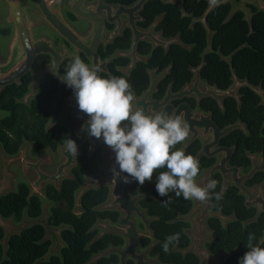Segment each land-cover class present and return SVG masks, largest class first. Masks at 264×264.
Segmentation results:
<instances>
[{
  "label": "trees",
  "instance_id": "trees-1",
  "mask_svg": "<svg viewBox=\"0 0 264 264\" xmlns=\"http://www.w3.org/2000/svg\"><path fill=\"white\" fill-rule=\"evenodd\" d=\"M109 4H121L132 6L138 0H105ZM167 0H155L148 3L143 11L145 18L144 27L147 28L156 17L163 16L159 30L164 33L166 39L180 38L181 44L170 47L165 53L163 49L156 50L147 65L139 66L130 79L114 72V76L126 78L132 85L135 94L141 95L147 90L149 78L147 68L166 69L174 65L171 75L156 99H161L165 88L169 83H174V92H179L194 79L190 69H197L204 64L201 71L203 82L217 88L221 92H228L234 87V76L239 81L249 83L250 87L239 90L240 105L234 98H227L222 111L212 99H206L201 105V110L211 113L216 124L224 129L241 122L247 128V134L237 131L222 142L225 147L237 146L238 150L233 159L232 166L244 169L245 173L251 171V162L247 153L264 156V104L263 98L255 90L264 93V13H259L254 7L252 30L245 15L237 13L228 24H225L232 8L223 5L216 8L208 17L207 24L212 32L209 42L208 33L201 23L192 26L195 19L204 16L209 7L208 2L200 0H185L184 10L189 18H183L182 12L175 5L165 4ZM220 1V0H219ZM6 35L8 33H5ZM120 43L115 49H129L130 40L124 46ZM150 46L142 45L141 52L150 54ZM122 61V60H118ZM49 62L44 57L37 61L35 71H41ZM68 65V64H67ZM65 65L62 73L65 74ZM31 77L23 80L22 86H13L4 91L0 100V111H5L10 116L0 119V146L6 155L15 157L20 153L25 141L33 144V152L38 153L46 148L57 150L62 145L63 139L68 138V132L63 127H55L49 133L46 126L50 121L47 113H40L42 106L51 103L52 95L57 92L56 83L48 80L41 84L40 95L30 105L23 104L28 93ZM64 96L70 94V88L65 87ZM177 148H182L183 143ZM202 148L200 142L190 146L186 154L197 156ZM89 147L83 149V154L77 157V166L73 171V177L66 179L61 185V190H56L52 185L46 187V197L56 204L51 210L49 223L53 228L65 227L61 238L64 247L60 255H51L52 242L47 239L46 229L39 224L24 230L20 235L10 238L7 248H4L5 232L0 227V264H88L92 258L110 247H122L124 240L116 235H106L96 240L100 231L92 232V229L100 221L117 223L120 214L117 211L98 210L108 202L110 190L101 187L89 191L81 201L82 214H75L76 194L84 187L85 173L97 176L103 165L101 150L98 149L93 157L89 158ZM215 160L203 159L200 164L198 178L203 171L212 168ZM167 169H159L154 173L152 181H146L144 185L135 182L132 195L152 194L154 200L141 202L142 209L148 211L149 217L155 218L151 224L153 240L145 239L141 242L143 248L153 243L152 258H159L161 264H202L194 254L184 255L191 245L188 231L192 226L184 220L194 207L193 200H185L170 193L171 203L165 206L161 203L167 197H160L156 191V177ZM1 172V161H0ZM218 181L215 192L222 189V178L216 176ZM264 183V173L257 175L256 179L248 182V187H254ZM31 190L27 184H20L17 191L4 196L0 200V215L5 220L13 219L15 223H22L24 218L38 220L42 217L43 207L39 197L30 198ZM214 211H222L226 217L234 216L226 226L219 219H209V227L212 231V240L207 243V250L217 257H224V264H239L240 258L248 251L245 247L249 233H255V244L260 245L264 238V214L255 219L257 209H248L245 206V198L239 195L238 189L230 186L221 200L212 199ZM61 205L64 207L62 208ZM180 233V242L176 246H170L165 253L162 244L169 235ZM261 247H264V243ZM116 255L105 257L95 264H118ZM127 264H134L128 261Z\"/></svg>",
  "mask_w": 264,
  "mask_h": 264
},
{
  "label": "water",
  "instance_id": "water-1",
  "mask_svg": "<svg viewBox=\"0 0 264 264\" xmlns=\"http://www.w3.org/2000/svg\"><path fill=\"white\" fill-rule=\"evenodd\" d=\"M149 1L152 0H140L133 8L127 9L120 7L116 10L112 7L105 6L102 0H100L99 5L96 7H86L87 0H73L71 3V8L74 14L79 18L93 23L94 25L93 33L90 38L92 41L90 44H86L82 39L80 40L72 31H70V28H68L63 22V17L60 12V0H0V5L3 2L8 5L10 14L8 22L15 26V37L11 46V54L5 63H0V94L6 87L16 84L20 85L21 79L32 70L38 56L47 54L51 55L54 59V68L52 71L55 73L57 72L60 63L63 60V58L52 49L49 43L44 40L36 41L34 39L32 29L36 19H44L55 30L68 39L78 50L81 49L83 52H85L88 58L95 63V67H100L103 65L100 63L99 58L95 55V51L97 50L99 41L102 40L104 35L105 27L103 23V16L106 15L110 22H114V18L116 17L129 15L131 17V22H133L135 14L141 12ZM206 1L209 3V8L205 16L197 22L202 23L206 28L209 42H211L213 34L208 28L207 18L216 8L232 3L233 9L225 21V24L231 22L234 16L241 12L245 15V20L248 22L251 30L253 14L251 13L249 7H256L260 13H264V0H240L239 4H236L235 0H221L216 5H213L211 0ZM171 3L177 5L182 11L183 16H186L183 8L184 0ZM110 17H112V19ZM133 29L135 31L136 41L138 39L151 38L154 42H156V47L161 46L166 50L171 44L181 43L180 38H176L169 42L160 41L159 38L154 39L151 36L153 28L148 34H141L136 30V28ZM128 57L133 58V65L137 61H140V59H137L135 52L128 55ZM203 66L204 64H202L198 69L193 70L195 80L191 88L187 87L183 92L174 96H172L171 92L169 91L168 96L162 103L150 102V95L156 87V82L154 81L152 84V90L145 95L143 100L137 101V104L148 112H156L163 109V111H166L169 115L183 114L190 125V135H192V139L184 147V151H186V149L192 143L201 138L204 142H206V144L197 157L199 161L203 157L209 159H216L218 157L222 158L217 166L211 169L207 175L200 179L199 185L204 186L209 180L214 179L216 173H220L225 178L224 188L226 189L229 176H232V184L241 191L242 196L247 197V201L245 203L246 207L249 209L252 207L257 208L258 213L256 218H259L264 213V186L261 185L259 188L250 190L246 188L245 183L247 181L253 180L258 173H264V156L261 155L260 161L258 162V155L251 156L248 154V157L252 160L253 169L248 175H243L242 169L229 168V164L232 161L236 148L228 149L220 147L221 141L232 132L236 130H243L245 133H247L248 131L246 126L241 122H238L236 125H232L225 128L224 130H221L214 122L212 114L206 115L205 113H195L192 111V107L189 105H181L177 111H175L174 107L169 104L170 101L180 100L184 97L195 96L198 99V102H200L201 99L211 98L215 100L221 108H223V102L227 98L236 99L240 105V97L238 95L239 90L243 87H250L249 83L247 81L241 82L236 76H234L235 85L228 92H221L217 88H212L208 84L206 85L205 90H202L201 71ZM48 72L49 71L34 75L35 80L32 86L34 92L26 98V103L29 98L35 96L38 81L45 78ZM255 91L264 100L263 91ZM45 110L51 114L52 118L50 124L48 125L47 131L49 132L55 126L66 127L69 131L70 139L74 140L78 146V153H80V149L85 143H89L91 145L90 155L94 153L95 149L100 144H104L102 137L100 139H96L88 134L86 121L89 119V117L79 110L75 98H71L67 101V113H69L72 118L77 121L76 125H72L68 121L62 120L58 117L57 102H55L52 107ZM81 125L85 126L84 131H81ZM106 148L108 150V156L105 157V161L108 163V166L101 168L102 176L97 178L95 183H91L89 178H86V186L77 195V213L81 214L82 212L81 201L87 192L97 190L101 187L110 188L111 202L98 210L117 209L123 215V218L120 220L119 228L116 229H112L107 223H99L96 229L102 228L103 231L95 241L100 240L107 234H116L127 240V248L122 250L111 247L109 250L102 252L98 256L92 258L88 264H95L101 259L114 254L119 256L120 264H126V260L128 258H131L136 264H161L158 257L154 260L149 259V255L151 254L154 245L149 247L143 253H140L138 242L143 237V234L140 233L135 222L133 221V217L136 215L146 224L148 232L152 234L149 229V224L154 219L147 220V212L141 211V209L138 207V204L143 200L154 198L151 194H143L138 197H133L130 193L133 182L128 184H124L120 180H117L116 184L112 182L111 169L116 168V170L119 171V167L115 162V153L108 146H106ZM60 152L64 162L57 168L54 174H48L43 170L45 165L51 164V160H45L43 157L38 162L25 161L23 163L24 172L27 173L29 171H33L36 174V180L31 184L32 190L30 193V198L42 195L44 193V186L46 184H53L55 188L60 191L61 182L71 178L68 172L76 166L75 157H71L70 154L65 153L64 149H61ZM0 161L1 200L2 197L14 192L12 189L15 181V176L10 172V167L12 164H14V159H8L1 146ZM121 175L123 176L125 173H122ZM257 192L258 195L254 198V195ZM197 214H199V217L195 221L196 232L190 235L192 238V243L189 249L183 252L184 255L194 253L200 259L201 263L205 261L209 264H224L226 258L213 256L204 247L205 243L209 242L210 240L205 236V232L208 230L206 220L208 218L215 217L221 219L223 223L226 224L230 219L224 217L221 211L214 213L211 200L207 202L196 201L195 208L188 220L192 219ZM48 220V217L34 221L24 218L22 225L16 227L15 221L13 219L5 220L0 215V227L4 230L6 235L4 248H7L9 240L12 236L20 235L24 230L36 224L42 225L46 229L48 239L52 242H55L57 244V248H59L61 244L59 240L60 233L51 229ZM263 243L264 238L262 239L259 246H262Z\"/></svg>",
  "mask_w": 264,
  "mask_h": 264
},
{
  "label": "clouds",
  "instance_id": "clouds-1",
  "mask_svg": "<svg viewBox=\"0 0 264 264\" xmlns=\"http://www.w3.org/2000/svg\"><path fill=\"white\" fill-rule=\"evenodd\" d=\"M219 0H211L216 5ZM61 82L73 90L79 110L86 114L87 131L91 137L103 142L115 153L119 167L111 169L112 182L124 184L132 181L144 185L156 177V191L165 206L171 203L170 193L185 200L207 202L222 199L223 190L217 193L218 181L209 180L204 186L197 183L200 172L199 159L186 154L178 144L186 141L191 132L183 114L166 111L148 112L138 106L137 96L126 78L100 75L99 67H91L78 55L65 68ZM85 126L81 125V131ZM62 147L71 157L78 156V146L70 138L63 139ZM125 173L127 175H121ZM180 233L169 235L162 244L163 251L180 242ZM255 233H249L245 247L248 251L239 264H264V247L255 244Z\"/></svg>",
  "mask_w": 264,
  "mask_h": 264
},
{
  "label": "flooded vegetation",
  "instance_id": "flooded-vegetation-1",
  "mask_svg": "<svg viewBox=\"0 0 264 264\" xmlns=\"http://www.w3.org/2000/svg\"><path fill=\"white\" fill-rule=\"evenodd\" d=\"M66 1H68V2H66V3H64V1L63 0H60V12H61V15H62V17H63V22L67 25V27L68 28H70V31H72L80 40L82 39L86 44H90L91 43V41H92V39H90L91 38V36H92V33H93V23H91V22H89V21H86V20H84V19H82V18H79L77 15H75L74 14V12L72 11V8H71V3H72V1L73 0H66ZM103 1V3H104V5L105 6H108V7H112V8H114V9H119L120 7H124V8H127V9H129V8H133L140 0H138L136 3H134L132 6H124V5H121V4H115V5H113V4H109V3H107L105 0H102ZM152 1H155V0H152ZM152 1H149L148 3H150V2H152ZM177 1H179V0H167V1H165V4H167V5H175V4H173V3H171V2H177ZM207 2L206 0H200V2ZM221 1V0H220ZM235 2H236V4H239L240 3V0H235ZM99 3H100V0H87V2H86V7H96V6H98L99 5ZM147 3V4H148ZM146 4V5H147ZM209 4V3H208ZM145 5V6H146ZM184 5H185V0H184ZM184 5H183V8H184ZM227 5H230L231 6V8L233 9V5H232V3H230V4H227ZM1 6H6V8H7V11H6V17L4 18V16H3V18L1 19V17H0V22L1 23H3V21H4V23L6 22L9 26H11V28H5V29H1L0 30V35L2 36V37H4V38H8V37H10L11 36V39H10V43H9V45H8V48H6V52H4L3 51V49H2V47H0V63H5L7 60H8V58H9V56H10V54H11V46H12V44H13V41H14V37H15V26L13 25V24H10L9 22H8V19H9V7H8V5L5 3V2H3L1 5H0V7ZM175 6H177V5H175ZM178 7V6H177ZM179 8V7H178ZM209 8V7H208ZM250 8V10H251V8L252 7H249ZM254 8H256V7H254ZM144 9H145V7L143 8V10L141 11V12H139L138 14H135V16H134V20H133V22H131V17L129 16V15H122V16H120V17H116V18H114V22L112 21V22H110V20H108V17L105 15V16H103V23H104V35H103V38H102V40L101 41H99V43H98V45H97V50L95 51V55L99 58V60H100V63L103 65V66H100L99 67V69H100V75L101 76H103V77H105V78H107L109 75H112V76H114V72H116V73H119V74H121V75H123L124 77H126L127 79H130L131 78V76L133 75V73L135 72V70L139 67V66H143V65H147L148 63H149V60H150V58H151V56H152V54L156 51V50H158V49H163L164 51H165V53H167L168 51H169V49H170V47L171 46H173V45H176L177 43H175V44H171L169 47H168V49L166 50L164 47H161V46H158V47H156L155 46V44H156V42H154L151 38H146V39H138L137 41H136V37H135V31H134V29L133 28H136V30L139 32V33H141V34H148V33H150L151 32V29L153 28V30H152V32H151V36L155 39V38H159V40L160 41H163V42H169V41H172V40H174V39H176V38H174V39H166L165 37H164V33L162 32V31H160L159 30V26H160V24H161V22H162V20H163V16H158V17H156L155 19H154V21L147 27V28H145L144 27V24H145V18H144V16H143V11H144ZM180 9V8H179ZM257 10H258V8H256ZM208 10V9H207ZM207 10H206V12H207ZM181 11V10H180ZM232 11V10H231ZM182 12V11H181ZM184 12H185V10H184ZM206 12H205V14H206ZM258 12H259V10H258ZM231 13V12H230ZM251 13H252V10H251ZM260 13V12H259ZM185 14H186V12H185ZM205 14H204V16H205ZM253 14V13H252ZM230 15V14H229ZM203 16V17H204ZM182 17L183 18H189V16H188V14H186V16L184 17L183 16V13H182ZM202 17V18H203ZM209 17V16H208ZM229 17V16H228ZM111 19H112V17H110ZM202 18H200V19H195L194 20V22H193V24H192V26H194L195 24H197V23H199V22H197L198 20H201ZM3 20V21H2ZM207 20H208V18H207ZM227 20V19H226ZM80 22H82L83 24H86V25H84L85 26V28H83L82 26H81V23ZM37 23H40V24H42V26L40 25H38ZM202 24V23H201ZM203 25V24H202ZM204 26V25H203ZM76 27H79V28H76ZM82 27V28H81ZM82 30H81V29ZM209 28V27H208ZM206 29V28H205ZM42 31H48V32H51V33H53L54 35H55V39H52V38H49V37H47V36H40V37H38L37 36V34H39V32H42ZM211 31V30H210ZM32 32H33V36H34V39L37 41V40H44V41H46L47 43H49L50 45H51V47H52V49L57 53V54H59L62 58H63V60H62V62L60 63V65H59V67H58V69H57V72L55 73L54 71H52L53 70V68H54V59H53V57L51 56V55H41V56H38L37 57V59H36V61H35V64H34V66H33V68H32V70L25 76V77H23L22 79H21V83H20V85H12V86H9V87H6V88H4L3 90H2V93L0 94V100H1V98H2V94L4 93V91L6 90V89H8V88H10V87H13V86H17V87H21L22 86V82H23V80L24 79H26L27 77H31V82H30V84H29V87H28V93L25 95V97H24V99H22V100H20V102H22L23 104H26V105H30V102L31 101H33V100H35L39 95H40V92H41V84L43 83V82H46V81H48V80H52L54 83H56V86H57V92L55 93V94H53L52 95V98H51V103H49V104H46V105H44V106H42V109L40 110V113H47L49 116H50V121H49V123H48V125L50 124V122H51V120H52V118H51V114L49 113V112H47L45 109H48V108H50V107H52L53 106V104L55 103V102H57V107H58V117L60 118V119H62V120H65V121H68L70 124H72V125H76L77 124V121L75 120V119H73L72 118V116L69 114V113H67V101L69 100V99H71V98H75V96H74V93H73V90L72 89H70V94L67 96V97H65L64 96V94H63V92H64V88L65 87H67L63 82H61V80H60V76L61 75H64L63 73H62V70H63V67L65 66V65H67V64H69V63H71L72 62V57L74 56V55H78V56H80V58L86 63V64H88L89 66H91V67H95V63L92 61V60H90L89 58H88V56H87V54L85 53V52H83L81 49H77L68 39H66L63 35H61L57 30H55L48 22H46L44 19H36L35 21H34V27H33V29H32ZM5 33H8L7 35L5 34ZM128 40H130V47H129V49H119V48H117V49H115L114 51H112V49H114V47H115V45L116 44H118V42L120 43V46H124L125 45V43L128 41ZM181 41V40H180ZM149 45L150 46V48H151V50H150V54H148V55H144V54H142V52H141V47H142V45ZM181 44V43H180ZM1 46V45H0ZM119 46V47H120ZM133 52H135V54H136V56H137V59H140V61H137L134 65H133V58H130V57H128V55H130L131 53H133ZM1 54H4L5 56H4V58L3 57H1ZM44 57H46V58H48L49 59V62L43 67V69L41 70V71H35L34 69H35V65H36V63H37V61L39 60V59H41V58H44ZM118 60H122V61H118ZM132 65H133V67H132ZM173 67H174V65L173 64H171L170 66H168L166 69H164V70H161V68H147V70H146V72H147V75H148V78H149V85H148V88H147V90L146 91H144L141 95H137L136 94V96H137V101H141V100H143L144 99V97H145V95L147 94V93H149L151 90H152V84H153V82L155 81L156 82V87L154 88V90H153V92L151 93V95H150V99H149V101L150 102H163L164 101V99L168 96V92L170 91L171 92V95L172 96H174V95H178V94H180L181 92H183L184 91V89L185 88H187V87H192L193 86V82H194V80H195V75H194V79L192 80V82L191 83H188L186 86H184L179 92H174V83H169V85L165 88V93H164V95H163V97L161 98V99H156V96L157 95H159L160 93H161V90H162V85H164L165 83H167V81H168V79H169V77H170V75H171V71H172V69H173ZM198 69V68H197ZM191 70V72L193 73V70H196V69H190ZM46 71H49L47 74H46V76H45V78H43V79H41V80H39L38 81V83H37V90H36V93H35V96L34 97H31V98H29L28 99V101H27V103L25 102V100H26V98L28 97V96H30L33 92H34V89H33V83H34V80H35V78H34V75L35 74H38V73H42V72H46ZM194 74V73H193ZM205 82H203V80H202V84H201V89L202 90H205V87H206V83H205V87L203 88V84H204ZM69 88V87H68ZM206 99H211V98H205V99H201L200 100V102H198V99L194 96V97H184L183 99H180V100H175V101H170L169 102V104L171 105V106H173L174 107V109H175V111H177V109L181 106V105H189L190 107H192V111L193 112H195V113H205L206 115H208V114H211V113H206V112H204V111H202L201 110V105H202V103H203V101L204 100H206ZM213 100V99H212ZM215 101V100H214ZM216 102V101H215ZM224 102H225V100H224ZM224 102H223V108H221L220 106H219V104H218V106L220 107V109L223 111L224 110ZM62 107H64V110H65V114L68 116V119H66V118H62L61 116H60V113H61V111H62ZM160 111H163V109H161ZM0 113H2V114H4V116L2 117V118H5V117H8V116H10V114L8 113V112H5V111H0ZM5 113L7 114V116H5ZM2 118H0V119H2ZM214 120V119H213ZM215 122V121H214ZM216 123V122H215ZM48 125L46 126V132L47 133H49L51 130H53L55 127H62V126H55L54 128H52L49 132L47 131V128H48ZM236 125V124H235ZM218 126V125H217ZM219 127V126H218ZM229 127V126H228ZM63 128H65L66 130H67V132H68V138H70V134H69V131H68V129L66 128V127H63ZM220 128V127H219ZM227 128V127H226ZM221 129V128H220ZM225 129V128H224ZM224 129H221V130H224ZM237 131H242L243 133H245L243 130H236V131H234V132H232L230 135H228L226 138H224L222 141H221V144H220V147H223V148H228V149H233V148H236V151H235V153H234V155H233V158H232V161L230 162V164H229V168H239V167H234V166H232V162H233V159H234V157H235V155H236V153H237V150H238V148H237V146H233V147H225V146H223L222 145V142L225 140V139H227L229 136H231L233 133H235V132H237ZM245 134H247V133H245ZM192 139V135H190L189 136V138L187 139V142L185 143V141L183 142V149H184V147L189 143V141ZM25 142H28L29 144H31V149H32V152H33V144L31 143V142H29V141H25ZM196 142H200L201 144H202V148H201V150H200V152L203 150V148H204V146H205V144H206V142H204L201 138L200 139H198V140H196L194 143H192L190 146H192L193 144H195ZM24 144V143H23ZM23 146V145H22ZM86 146H88L89 147V158L91 159L92 157H93V155L95 154V152L98 150V149H100L101 150V153H102V157H103V165L100 167V172H99V174L97 175V176H99V175H101L102 176V172H101V168L102 167H105V166H108V163L105 161V157H107L108 156V150H107V148H106V146L104 145V144H100L96 149H95V151H94V153L92 154V155H90V147H91V145L89 144V143H85L83 146H82V148L80 149V153L78 154V156L80 155V154H83V149L86 147ZM189 146V147H190ZM188 147V148H189ZM187 148V149H188ZM61 149H64L63 147H62V145L61 146H59L58 147V149L57 150H52L51 148H46V149H44V150H42V151H40V152H38V153H43L44 151H47V150H51V151H58L59 152V154L61 155V152H60V150ZM187 149H186V151H187ZM105 151V152H104ZM185 151V152H186ZM20 152H21V150H20ZM199 152V153H200ZM33 153H35V152H33ZM38 153H35V154H38ZM199 153H198V155H199ZM248 154L249 155H251V156H254V155H252V154H250V153H247V158L250 160V162H251V171H252V169H253V163H252V160L248 157ZM198 155L196 156V157H198ZM255 155H258L259 156V158H258V162L260 161V156H261V154H255ZM8 156V155H7ZM17 156H19V154L17 155ZM17 156H15V157H17ZM77 156V157H78ZM43 157V155L39 158V160L41 159ZM61 157H62V155H61ZM77 157H75V161H76V166H77ZM14 158V157H13ZM44 159H45V157H43ZM63 158V157H62ZM208 159V160H215L216 161V164L212 167V168H210V169H207V170H205V171H203V173L198 177V178H196V180L198 181V184H199V181H200V179L203 177V176H205V175H207L208 174V172L211 170V169H213L215 166H217L218 164H219V162H220V160L222 159L221 157H218V158H216V159H209V158H206V157H203L199 162H200V164H201V161L203 160V159ZM38 160V161H39ZM45 160H51V164L50 165H45L44 166V168H43V170L45 171V172H47V168H48V166L50 167V166H53V160L52 159H45ZM28 161H30V160H28ZM38 161H33V162H38ZM63 162H64V159H63ZM62 162V163H63ZM61 163V164H62ZM60 164V165H61ZM60 165H58L57 167H56V169H55V172H56V170H57V168L60 166ZM76 166L72 169V170H69V175L71 176V178L73 177V171H74V169L76 168ZM239 169H242V168H239ZM242 171H243V175H248L249 173H245L244 172V169H242ZM54 172V173H55ZM48 174H54V173H49V172H47ZM258 174H260V173H258ZM257 174V175H258ZM36 175V174H35ZM125 175H127V174H125ZM217 175H220L221 176V178H222V189L221 190H223V194H222V197L223 196H225L226 195V193H227V189L230 187V186H233V187H235L233 184H232V176H229V181H228V185H227V187H226V189L224 188V184H225V178L223 177V175L222 174H220V173H216L215 174V176H214V180L216 179V176ZM257 175L255 176V178L253 179V180H255L256 179V177H257ZM91 175L90 174H88V173H85V175H84V177H85V184H84V187L86 186V178L88 177H90ZM100 176V177H101ZM92 177H96V176H92ZM70 178V179H71ZM99 178V177H98ZM253 180H251V181H253ZM64 181V180H63ZM63 181L61 182V185H62V183H63ZM89 181H90V179H89ZM251 181H247L246 183H245V186H246V188H248V189H250V190H252V189H255V188H259L261 185H263L264 186V183H262V184H260V185H256V186H254V187H248L247 186V183L248 182H251ZM133 183H132V186H131V189H130V193H131V195H132V188H133V186H134V184H135V182L136 181H132ZM48 185H52L54 188H55V186L53 185V184H46L45 186H44V193L42 194V195H40V196H34V197H39L40 199H41V201H42V197H44V198H46L47 199V197H46V187L48 186ZM83 187V188H84ZM30 188V187H29ZM82 188V189H83ZM108 188V187H107ZM236 189H238L237 187H235ZM56 189V188H55ZM81 189V190H82ZM31 190V189H30ZM57 190V189H56ZM80 190V191H81ZM109 190H110V194H109V199H108V202L106 203V204H109L110 202H111V189L109 188ZM79 191V192H80ZM238 191H239V195L240 196H242L241 195V191L238 189ZM78 192V193H79ZM78 193L76 194V204H77V195H78ZM147 194V193H146ZM150 194V193H149ZM143 195V194H142ZM152 195V194H151ZM257 195H258V192L257 193H255V195H254V198L255 197H257ZM133 196V195H132ZM140 196V195H139ZM153 196V195H152ZM133 197H138V196H133ZM244 197V196H243ZM153 198H154V196H153ZM245 198V203H246V201H247V197H244ZM48 200V199H47ZM146 200H154V199H146ZM50 201V200H49ZM144 201V200H143ZM143 201H141V202H143ZM212 201V200H211ZM51 202V201H50ZM141 202L138 204V207L141 209V211H145V212H147V220H151V219H154L155 220V218H151V217H149V214H148V211L147 210H145V209H142V207H141ZM52 204H54V205H56L55 203H53V202H51ZM193 203H194V207H193V209H192V211H191V213L184 219V220H186L187 222H189L190 224H191V226H192V228H191V230L190 231H188V234H189V236L191 235V234H193V233H195L196 232V227H195V221H196V219L199 217V214H197L195 217H193L192 219H190V220H188V218H189V216L192 214V212H193V210H194V208H195V205H196V201L195 200H193ZM106 204H104V205H106ZM212 204H213V201H212ZM103 205V206H104ZM102 206V207H103ZM245 206H246V204H245ZM61 207L63 208L64 206L63 205H61ZM102 207H100V208H102ZM54 208V207H53ZM52 208V209H53ZM82 208V207H81ZM252 208H255V207H252ZM252 208H250V209H252ZM51 209V210H52ZM249 209V208H248ZM255 209H257V208H255ZM103 211H117L119 214H120V219H119V221L117 222V223H113V222H111V221H100L99 223H107L112 229H116V228H119V223H120V220L123 218V215L117 210V209H114V210H103ZM82 212H83V210H82ZM82 212H81V214H82ZM213 212L214 213H217V212H219V211H214V204H213ZM222 212V211H221ZM257 213H258V210H257ZM50 214H51V212H50ZM50 214L49 215H47V216H45V217H48V219L50 220ZM75 214H77V215H81V214H78L77 213V205H76V209H75ZM223 214V213H222ZM264 214V213H263ZM43 215V214H42ZM224 216V215H223ZM224 217H226V216H224ZM256 217H257V215H256ZM255 217V219H257ZM213 218H215V217H212V218H208L207 220H206V223H207V226H208V230L205 232V236L207 237V233L208 232H210L211 233V235H210V237H207L208 239H210L209 240V242H211V240H212V231H211V229H210V227H209V224H208V222H209V219H213ZM226 218H229L230 220H228V222L226 223V224H224L223 223V221L221 220V219H219V218H215V219H219V220H221V222L223 223V226H226L230 221H232V220H234L235 219V217L234 216H232V217H226ZM40 219H43L42 217L40 218ZM40 219H38V220H40ZM49 220H48V223H49ZM153 220V221H154ZM133 221L135 222V224H136V227L138 228V230L140 231V233L141 234H143V237L139 240V242H138V244H139V247H140V253H143L144 251H146L149 247H151L152 245H155L154 243L152 244V245H150L149 247H147V248H143V246H142V244H141V242L143 241V240H145V239H151V240H153V233H152V231H151V224L153 223V221L149 224V229H150V231H151V233L152 234H150L149 232H148V229H147V227H146V224L139 218V217H137L136 215L133 217ZM98 223V224H99ZM97 224V225H98ZM97 225L92 229V232L93 231H96V230H98V231H100V233L103 231V229L101 228V229H96V227H97ZM49 226L51 227V229H59V233H60V236H59V240L60 241H62L63 242V240H62V238H61V234H62V231H63V229L65 228L64 226L63 227H60V228H53L51 225H50V223H49ZM55 231V230H54ZM48 235V234H47ZM100 235V234H99ZM107 235H111V234H107ZM112 235H116V234H112ZM116 236H118V235H116ZM118 237H120V238H122L123 240H124V245L122 246V247H119V248H116V247H114V248H116V249H122V250H125L126 248H127V240H125L123 237H121V236H118ZM190 238H191V236H190ZM47 239H48V237H47ZM49 240V239H48ZM51 241V240H50ZM52 242V241H51ZM209 242H207V243H209ZM191 243H192V238H191ZM207 243H205V245H204V247L206 248V245H207ZM52 244H53V242H52ZM63 244H64V242H63ZM113 247V246H112ZM111 248V247H110ZM207 249V248H206ZM151 254H152V252H151ZM151 254L149 255V259L150 260H154L155 258H152V256H151ZM115 255V254H114ZM117 257H118V259H119V263L118 264H120V258H119V256L118 255H116ZM110 257V256H109ZM128 261H133L131 258H128L127 260H126V264L128 263ZM133 263L134 264H136L135 263V261H133Z\"/></svg>",
  "mask_w": 264,
  "mask_h": 264
},
{
  "label": "rangeland",
  "instance_id": "rangeland-1",
  "mask_svg": "<svg viewBox=\"0 0 264 264\" xmlns=\"http://www.w3.org/2000/svg\"><path fill=\"white\" fill-rule=\"evenodd\" d=\"M64 3L68 2L66 0H63ZM6 11H7V8L6 6H1L0 7V17L1 19L6 17ZM0 19V20H1ZM3 21V20H2ZM81 23V26L83 28H85L84 25L86 24H83L82 22ZM39 26L42 24L40 23H37ZM87 26V25H86ZM81 27V28H82ZM5 28H11V26H9L6 22L4 23H1L0 22V30L1 29H5ZM76 28H79V27H76ZM80 28V29H81ZM82 30V29H81ZM38 37L40 36H47L49 38H52V39H55V35L51 32H48V31H42V32H39V34H37ZM10 39H11V36L8 37V38H4L0 35V47H2L3 51L6 52V48H8V45L10 43ZM4 54H1V57L4 58ZM205 87V83L203 84V88ZM4 116V114L0 113V118H2ZM5 116H7V114L5 113ZM60 116L62 118H66L68 119V116L65 114V110H64V107H62V111L60 113ZM187 142V140L185 141V143ZM31 144H29L28 142H24L22 148H21V152L19 153V156L17 157H10V156H7L8 159H14V164L11 165L10 167V172L15 176V181H14V184H13V189L12 191H17L18 187L20 184L24 183V184H27L30 189L32 190V186L31 184L36 180V175L33 171H29V172H24L23 170V163L25 161H38L39 158L43 155V157H45V159H52L53 160V166H48V168L46 169L47 172L49 173H54L55 172V169L58 165H60L62 162H63V158L61 157V155L59 154L58 151H51V150H47V151H44L43 153H38V154H35L32 152V149H31ZM105 152V151H104ZM101 175L99 176H96V177H92L90 176L89 179H90V182L91 183H95L96 179L98 177H100ZM0 179H1V176H0ZM198 183V181H197ZM42 207H43V215H42V218L44 219L45 216L49 215L50 212H51V209L53 207H56V205L52 204L49 200H47L46 198L42 197ZM23 223V222H22ZM22 223H15V226L16 227H19L22 225ZM55 231H59V229H53ZM207 237H210L211 233L208 232L207 234ZM60 247L57 248V244L55 242H53L52 244V247H51V251H50V256L51 255H60L61 253V250L64 246L63 242L60 241ZM202 264H209L205 261L202 262Z\"/></svg>",
  "mask_w": 264,
  "mask_h": 264
}]
</instances>
